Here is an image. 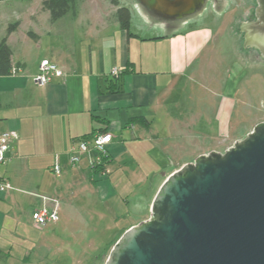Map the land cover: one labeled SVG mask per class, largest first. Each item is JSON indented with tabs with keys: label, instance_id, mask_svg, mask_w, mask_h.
I'll return each mask as SVG.
<instances>
[{
	"label": "crops",
	"instance_id": "crops-1",
	"mask_svg": "<svg viewBox=\"0 0 264 264\" xmlns=\"http://www.w3.org/2000/svg\"><path fill=\"white\" fill-rule=\"evenodd\" d=\"M119 1L130 6L135 35L120 27L118 6L111 0H79L56 21L43 10L42 0L0 1V39H7L13 65L19 67L16 74L0 76V131L18 135L0 166V176L12 186L0 193V264H33L38 248L33 230L59 228L72 188H94L105 200L161 174L149 215L167 176L196 156L221 151L197 146L198 121L182 100L184 79L196 75L200 59L210 52L214 28L204 21H179L186 28L177 30L141 1ZM14 21L18 26L8 34ZM44 59L57 64L65 77L38 85L34 78ZM115 67L127 72L120 89L109 92ZM232 107L225 98L215 107L214 120L226 130ZM103 129L113 140L108 145L111 172L100 178L90 168L91 155L72 167L69 152L79 139ZM57 154L60 176L52 171ZM44 197L57 201L60 219L38 228L34 211L55 206Z\"/></svg>",
	"mask_w": 264,
	"mask_h": 264
},
{
	"label": "water",
	"instance_id": "water-1",
	"mask_svg": "<svg viewBox=\"0 0 264 264\" xmlns=\"http://www.w3.org/2000/svg\"><path fill=\"white\" fill-rule=\"evenodd\" d=\"M139 1L179 22L208 0ZM256 1V19L241 31L264 58V0ZM105 264H264V121L224 152L201 154L167 176L150 217L118 238Z\"/></svg>",
	"mask_w": 264,
	"mask_h": 264
},
{
	"label": "rangeland",
	"instance_id": "rangeland-1",
	"mask_svg": "<svg viewBox=\"0 0 264 264\" xmlns=\"http://www.w3.org/2000/svg\"><path fill=\"white\" fill-rule=\"evenodd\" d=\"M256 4V0H208L199 14L182 20L204 21L215 30L212 48L200 59L196 75L182 84L183 104L198 121V147L211 145L224 152L264 121V58L255 47L245 46L240 27L254 19ZM121 5L130 8L128 3ZM176 23L172 27L177 30L186 28ZM224 98L233 101L228 130L214 120L215 107ZM162 177L155 175L151 183L119 189L105 200L97 198L94 188L93 192L72 188L70 205L60 211L59 228L33 230L38 238L33 264H105L113 243L132 224L150 217L148 204Z\"/></svg>",
	"mask_w": 264,
	"mask_h": 264
},
{
	"label": "built area",
	"instance_id": "built-area-1",
	"mask_svg": "<svg viewBox=\"0 0 264 264\" xmlns=\"http://www.w3.org/2000/svg\"><path fill=\"white\" fill-rule=\"evenodd\" d=\"M19 69L14 68L12 74H16ZM113 77H118L121 71L118 68L112 69ZM66 73L55 63L48 59H44L39 65V73L35 76V81L40 86H46L54 78H63ZM18 138L14 131H0V166L9 158L12 143ZM113 135L110 132L95 133L79 139L76 145L69 152V163L72 167H78L82 158L86 155L90 157V168L97 173L100 178L107 177L110 174L108 167L110 157L108 145L112 142ZM58 154L56 155L55 163L52 166V171L55 175L62 174V166L58 161ZM10 183L0 176V193L11 189ZM44 201H52L55 203L54 207L44 205L36 209L33 213L34 224L38 228H44L50 223L59 221L60 216L58 212V203L54 199L44 197Z\"/></svg>",
	"mask_w": 264,
	"mask_h": 264
},
{
	"label": "trees",
	"instance_id": "trees-1",
	"mask_svg": "<svg viewBox=\"0 0 264 264\" xmlns=\"http://www.w3.org/2000/svg\"><path fill=\"white\" fill-rule=\"evenodd\" d=\"M5 1V0H0ZM79 0H42V8L44 11H48L50 13V17L52 21H56L63 16H65L73 7L74 4H76ZM112 3L116 6H118V9L116 11V16L119 21L120 27L127 31L129 36L135 35L132 30V12L129 7L126 5H121L119 0H111ZM18 26V22L12 23L8 27V34L13 32ZM30 35L34 38H37L36 34L30 32ZM12 56H13V50L10 47V45L7 42L6 38L0 39V76H6L11 75L15 67L12 62ZM126 73L127 71L121 72V74L118 77H112V80L110 81V85L108 87L109 92H115L120 89L122 84V74ZM136 120V119H134ZM107 129H103L100 132H106ZM95 134V133H93ZM118 240V239H117ZM116 240V241H117ZM116 241L113 243H116ZM112 246V247H113Z\"/></svg>",
	"mask_w": 264,
	"mask_h": 264
},
{
	"label": "flooded vegetation",
	"instance_id": "flooded-vegetation-1",
	"mask_svg": "<svg viewBox=\"0 0 264 264\" xmlns=\"http://www.w3.org/2000/svg\"><path fill=\"white\" fill-rule=\"evenodd\" d=\"M256 7H257V4H256V6H255V8H254V19L253 20H251L250 22H252V21H254L256 18H255V10H256ZM240 27H241V25H240ZM244 42H245V33H244Z\"/></svg>",
	"mask_w": 264,
	"mask_h": 264
}]
</instances>
